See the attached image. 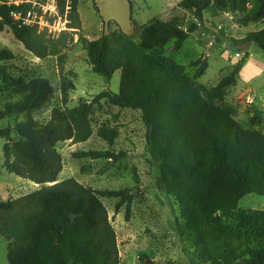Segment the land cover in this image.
I'll use <instances>...</instances> for the list:
<instances>
[{"label": "trees", "instance_id": "16d2710c", "mask_svg": "<svg viewBox=\"0 0 264 264\" xmlns=\"http://www.w3.org/2000/svg\"><path fill=\"white\" fill-rule=\"evenodd\" d=\"M70 2V17L79 28L80 0ZM128 2L132 15L133 4ZM65 6L66 1L62 13ZM27 7L0 6V28L8 27L17 41L42 60L58 55L53 40L38 27L22 26L15 20L13 14L26 12ZM179 7L195 17L186 28L182 18L155 19L141 29L138 42L120 27L98 40L81 39L94 73L111 79L120 72L119 93L103 92L92 103L71 109L55 107L44 126L33 113L54 99L52 82L16 74L15 53L0 49L1 90L19 97L0 111V120L27 116L0 129V138L8 140L4 168L42 185L22 200L4 201L0 196V237L8 241L9 264H120L116 233L100 197L118 199L117 212L127 205L128 220L132 191L99 192L73 178L59 182L63 159L58 144L87 142L95 133L93 106L102 100L142 111L159 184L181 208L199 259L195 264H264V211L239 212L238 226L223 218L233 215L244 197H264V133L247 129L227 107L213 102L224 100L227 90L237 83L243 63L204 95L196 80L205 74L206 63L197 62L195 76L190 78L184 67L164 56L170 42L175 41L174 48L180 50L191 34L205 30L207 16L239 13L243 27L264 22V0H182ZM228 40L252 44L264 54V28L243 40ZM73 89L74 83L64 78L65 100ZM251 122L259 125L261 119L254 115ZM97 135L111 146L117 138L116 130L108 126L99 128ZM76 156L116 162L127 154L107 150Z\"/></svg>", "mask_w": 264, "mask_h": 264}, {"label": "rangeland", "instance_id": "374dc122", "mask_svg": "<svg viewBox=\"0 0 264 264\" xmlns=\"http://www.w3.org/2000/svg\"><path fill=\"white\" fill-rule=\"evenodd\" d=\"M65 1V12L62 13ZM130 1L133 4L132 15L128 0H80L78 12L81 25L76 28L75 21L70 17V0H0V6L27 4L26 12L23 10L18 19L29 20L60 50L58 55L42 60L17 41L8 27L0 28V49L9 48L16 55L13 71L24 76L47 78L55 88L54 99L33 113L39 125L48 123L55 107L71 109L83 103H92L103 92L119 93L120 72H116L111 79L94 73L81 39L98 40L103 34L120 27L138 42L141 29L155 19L170 21L182 18L185 28L196 21L192 12L179 7L182 0ZM240 18L239 13H225L217 18L207 16L205 30L191 34L180 50L174 48L175 41L170 42L164 49V56L184 67L190 78L195 76L197 62L200 66L206 63L205 74L196 80L204 95L242 62L237 83L227 90L222 102H213L227 107L247 129L264 133V54L252 44L236 45L228 40H243L251 32L263 29L264 22L243 27L239 24ZM217 37L224 41L219 43ZM247 45L250 49H243ZM64 78L75 85L66 100L62 91ZM18 99L2 92L0 85V111L7 103ZM254 115L261 119L259 125H252ZM26 119V114L6 117L0 120V129ZM91 119L95 133L87 142L58 144L57 149L63 159L59 182L73 178L99 192L132 191L128 220L127 205L117 212L118 199L100 197L116 233L120 264H147L149 261L152 264L197 263L199 259L185 227L181 208L159 184L158 166L147 147L148 129L142 111L120 108L102 100L93 106ZM103 126L117 132L112 146L97 135L98 129ZM6 144L8 140L0 138V196L4 201L22 200L41 189L42 185L10 174L4 168ZM107 150L115 154L124 152L127 157L115 162L76 156ZM241 211H264V197L255 194L244 197L238 210L223 218L228 224L238 226L237 214ZM7 255L8 241L0 237V264H9Z\"/></svg>", "mask_w": 264, "mask_h": 264}, {"label": "built area", "instance_id": "2783aa9c", "mask_svg": "<svg viewBox=\"0 0 264 264\" xmlns=\"http://www.w3.org/2000/svg\"><path fill=\"white\" fill-rule=\"evenodd\" d=\"M4 5L13 6V5H9V4H4ZM15 6H19V5H15ZM21 14H22V11L14 13L13 16H14L15 20L20 22L22 26H32L31 23H29V20L26 21V20H23V19H18V15L21 16Z\"/></svg>", "mask_w": 264, "mask_h": 264}, {"label": "water", "instance_id": "95a60500", "mask_svg": "<svg viewBox=\"0 0 264 264\" xmlns=\"http://www.w3.org/2000/svg\"><path fill=\"white\" fill-rule=\"evenodd\" d=\"M243 49H245V50H249V49H250V46H249V45H247V46H245ZM147 264H152V262H151V261H149Z\"/></svg>", "mask_w": 264, "mask_h": 264}]
</instances>
